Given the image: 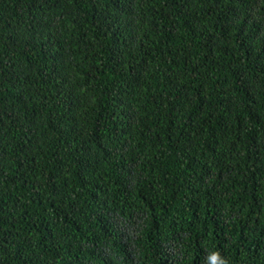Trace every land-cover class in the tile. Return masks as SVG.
Masks as SVG:
<instances>
[{"label":"trees","instance_id":"trees-1","mask_svg":"<svg viewBox=\"0 0 264 264\" xmlns=\"http://www.w3.org/2000/svg\"><path fill=\"white\" fill-rule=\"evenodd\" d=\"M214 252L264 264V0H0V264Z\"/></svg>","mask_w":264,"mask_h":264},{"label":"clouds","instance_id":"clouds-1","mask_svg":"<svg viewBox=\"0 0 264 264\" xmlns=\"http://www.w3.org/2000/svg\"><path fill=\"white\" fill-rule=\"evenodd\" d=\"M209 257L211 258L213 264H229L227 257L221 256L219 252L211 253ZM209 257H207L206 260H208Z\"/></svg>","mask_w":264,"mask_h":264}]
</instances>
